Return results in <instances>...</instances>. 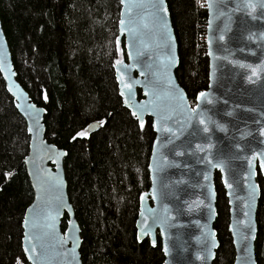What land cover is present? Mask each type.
Here are the masks:
<instances>
[{
	"label": "water",
	"instance_id": "water-1",
	"mask_svg": "<svg viewBox=\"0 0 264 264\" xmlns=\"http://www.w3.org/2000/svg\"><path fill=\"white\" fill-rule=\"evenodd\" d=\"M118 3L115 41H122L123 55L112 63L117 93L138 123L150 117L153 130L136 239L147 237L154 245L159 236L157 264H211L218 245V171L232 264H256V174H264V0H205L207 83L193 103L174 74L177 43L166 1ZM0 75L28 134L22 162L32 198L20 221L23 256L29 264H82L63 171L66 151L44 136L45 108L16 79L1 21ZM97 126L92 121L86 128Z\"/></svg>",
	"mask_w": 264,
	"mask_h": 264
},
{
	"label": "trees",
	"instance_id": "trees-1",
	"mask_svg": "<svg viewBox=\"0 0 264 264\" xmlns=\"http://www.w3.org/2000/svg\"><path fill=\"white\" fill-rule=\"evenodd\" d=\"M165 1L177 43L174 74L193 102L207 83L206 11L193 0ZM118 8V0H0V21L16 79L45 108L44 136L66 151L63 171L81 263L156 264L159 238L151 245L137 241L134 231L138 196L149 185L153 130L150 117L138 123L117 93L112 63L123 55L122 41H115ZM92 121L98 126L88 131ZM27 144L25 122L0 75V264H29L20 248L21 216L32 198L22 162ZM213 177L218 245L211 264H232L226 199L218 171ZM256 180L254 255L264 264V174L257 171Z\"/></svg>",
	"mask_w": 264,
	"mask_h": 264
},
{
	"label": "built area",
	"instance_id": "built-area-1",
	"mask_svg": "<svg viewBox=\"0 0 264 264\" xmlns=\"http://www.w3.org/2000/svg\"><path fill=\"white\" fill-rule=\"evenodd\" d=\"M193 3H194V6H195L196 9L205 8V0H193ZM205 20H204V27H205V23H206Z\"/></svg>",
	"mask_w": 264,
	"mask_h": 264
},
{
	"label": "flooded vegetation",
	"instance_id": "flooded-vegetation-1",
	"mask_svg": "<svg viewBox=\"0 0 264 264\" xmlns=\"http://www.w3.org/2000/svg\"><path fill=\"white\" fill-rule=\"evenodd\" d=\"M120 41H121V40H120ZM118 42H119V41H117V43H118ZM193 102H194V99H193ZM193 102H190V103H193ZM134 117H135V116H134ZM143 119H144V118H143ZM136 120H137V119H136ZM137 122H138V121H137ZM142 122H143V121H142ZM142 122H141V123H142ZM156 236L159 238V236H158L157 234H156ZM144 238L147 239V237H144ZM144 238H143V239H144ZM141 240H142V239H141ZM147 240H148V239H147ZM137 241H138V240H137ZM155 242H156V240H155ZM159 244H160V242H159ZM160 261H161V260H160ZM160 261H159V262H160ZM156 264H157V263H156Z\"/></svg>",
	"mask_w": 264,
	"mask_h": 264
},
{
	"label": "snow or ice",
	"instance_id": "snow-or-ice-1",
	"mask_svg": "<svg viewBox=\"0 0 264 264\" xmlns=\"http://www.w3.org/2000/svg\"><path fill=\"white\" fill-rule=\"evenodd\" d=\"M160 3L162 4L163 3V0H160ZM203 95V94H202ZM86 133L82 132L80 133V135H85Z\"/></svg>",
	"mask_w": 264,
	"mask_h": 264
}]
</instances>
